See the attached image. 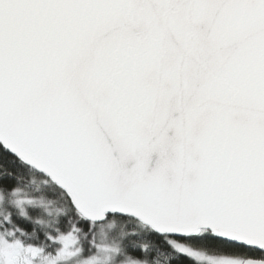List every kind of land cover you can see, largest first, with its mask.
Wrapping results in <instances>:
<instances>
[{"label": "snow or ice", "instance_id": "obj_1", "mask_svg": "<svg viewBox=\"0 0 264 264\" xmlns=\"http://www.w3.org/2000/svg\"><path fill=\"white\" fill-rule=\"evenodd\" d=\"M0 264H264V0H0Z\"/></svg>", "mask_w": 264, "mask_h": 264}, {"label": "trees", "instance_id": "obj_2", "mask_svg": "<svg viewBox=\"0 0 264 264\" xmlns=\"http://www.w3.org/2000/svg\"><path fill=\"white\" fill-rule=\"evenodd\" d=\"M37 180H41L42 178L41 177H36Z\"/></svg>", "mask_w": 264, "mask_h": 264}]
</instances>
